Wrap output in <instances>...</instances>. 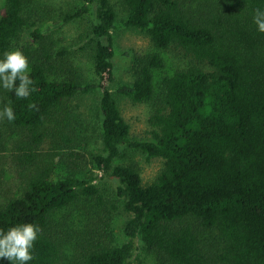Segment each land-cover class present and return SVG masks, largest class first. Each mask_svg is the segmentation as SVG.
Here are the masks:
<instances>
[{
	"label": "trees",
	"instance_id": "obj_1",
	"mask_svg": "<svg viewBox=\"0 0 264 264\" xmlns=\"http://www.w3.org/2000/svg\"><path fill=\"white\" fill-rule=\"evenodd\" d=\"M74 1L56 10L0 0V56L23 51L35 85L27 98L0 88V108L8 103L16 117L0 118V134H20L14 156L24 168L20 193L0 202V229H40L32 264H133L139 240L157 264H264V32L253 21L264 0H116L123 26L156 49L135 53L132 80L115 89L117 5ZM48 14L90 20L77 52L89 54L92 78L50 38ZM172 48L187 62L157 85L162 51ZM86 95L97 98L101 150L83 171L77 160L85 155L74 147ZM119 96L150 105L148 137L132 135ZM51 143L66 151L65 162L72 158L73 172L53 176L54 164L41 158ZM124 148L163 160L153 180L118 162ZM105 176L116 182L110 196L99 187ZM117 210L126 213L122 242L111 228Z\"/></svg>",
	"mask_w": 264,
	"mask_h": 264
},
{
	"label": "rangeland",
	"instance_id": "obj_2",
	"mask_svg": "<svg viewBox=\"0 0 264 264\" xmlns=\"http://www.w3.org/2000/svg\"><path fill=\"white\" fill-rule=\"evenodd\" d=\"M114 1L119 11V20L118 27L114 30L116 42V81L111 86L113 89H115L116 85L122 82L132 80V66L135 53H145L156 49L149 36L145 33L123 26L122 20L124 13L122 9H120V6H118L117 1ZM74 2V0H32L31 7L35 9L41 4L47 5L48 3L49 6L51 5V8L57 10L67 7ZM47 16H50L51 18L54 17V19L49 18V24H53V28L48 31L50 38L53 39L57 45L72 49L71 57H73L74 60L76 58V63L80 65L82 71L88 77L92 78L94 73L89 54L83 49L77 52L80 45H82L80 42V33H88L90 20L87 18L77 22L63 23L56 20L57 16L55 14H48ZM54 21H57V23ZM162 54L165 57L166 66L163 70L156 73L157 85L164 74L181 68L187 62V56L177 48L162 51ZM81 102L82 109L87 112V117L85 119L86 121L83 122L84 128L80 131V137H78V140L75 142L74 149L84 153V158L78 159L77 161L81 164L83 171H88L93 168V155L101 150L100 139L94 129L95 121L93 116L95 111L92 109V107H95L97 104V98L95 95H86L81 99ZM118 102L125 119L130 123L132 135L137 138L148 137L150 135V105L146 103H134L130 98L123 96L118 97ZM19 137L20 134L12 129H6V127H3L1 130L0 202L7 197L19 194L20 189L24 184V178L21 175L24 168L14 156L16 153L15 143L18 141ZM43 152L44 155L41 157L43 161L45 163H52L55 166V171L53 173L55 178L59 175L74 171L75 163L72 162V158L68 159L69 163L64 161L63 153L66 151H62L59 145H56L55 143L52 145L51 143L50 148ZM123 153V158L118 162L137 164L145 182L153 180L163 165V160L161 158L153 157L149 159L145 153L135 149L124 148ZM27 172L29 171L27 170ZM99 182L101 191L107 196H110L108 191L110 188L116 186L115 180L110 176H105L99 179ZM117 211L113 212L114 215L111 221V228L114 232V238L122 242L125 239L123 223L126 218V213L123 211ZM106 215L107 213L103 214V221L109 220ZM138 243L140 248L134 256L133 264H157L153 255L146 250L144 243L141 240H139Z\"/></svg>",
	"mask_w": 264,
	"mask_h": 264
},
{
	"label": "clouds",
	"instance_id": "obj_3",
	"mask_svg": "<svg viewBox=\"0 0 264 264\" xmlns=\"http://www.w3.org/2000/svg\"><path fill=\"white\" fill-rule=\"evenodd\" d=\"M253 21L257 30L264 32V8L257 7L254 10ZM0 88L13 91L18 98H27L35 91L33 79L29 75V58L20 49L5 51L0 56ZM0 118L15 120L11 105L5 103L0 108ZM39 236L40 229L32 225L0 229V261L6 264H32L33 245Z\"/></svg>",
	"mask_w": 264,
	"mask_h": 264
}]
</instances>
